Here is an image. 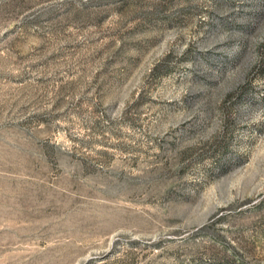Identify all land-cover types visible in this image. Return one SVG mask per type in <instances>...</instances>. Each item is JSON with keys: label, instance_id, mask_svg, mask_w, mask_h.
I'll return each mask as SVG.
<instances>
[{"label": "rangeland", "instance_id": "374dc122", "mask_svg": "<svg viewBox=\"0 0 264 264\" xmlns=\"http://www.w3.org/2000/svg\"><path fill=\"white\" fill-rule=\"evenodd\" d=\"M0 264H264V0H0Z\"/></svg>", "mask_w": 264, "mask_h": 264}]
</instances>
